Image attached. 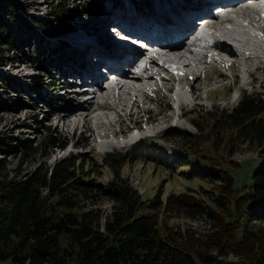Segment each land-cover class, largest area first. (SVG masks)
Instances as JSON below:
<instances>
[{
    "label": "rangeland",
    "instance_id": "374dc122",
    "mask_svg": "<svg viewBox=\"0 0 264 264\" xmlns=\"http://www.w3.org/2000/svg\"><path fill=\"white\" fill-rule=\"evenodd\" d=\"M66 1L72 9L69 21L75 26V29L84 25L88 28L87 31L92 33L91 30L97 27L104 29V23L100 26L102 19L105 16L109 17L112 13L115 17L116 12L123 4L136 6L138 3L146 7L148 4L152 5L154 0H120L122 5L118 0H100L98 6L85 2L79 8L75 5L72 7L73 0H63L62 4H65ZM17 2L26 9L21 12L28 24L31 21V15L44 20L51 16L50 10L54 9L52 0H16ZM113 2L116 4L111 7ZM107 6L110 7L108 11ZM172 6L178 10L183 7V5L170 3V7ZM238 8L239 5L234 10L237 11ZM131 10L135 11V8ZM244 10L246 14H250L247 12L248 10ZM242 17L245 19L244 15ZM245 20L248 23L249 19ZM26 22L23 25L8 23L7 28L14 33L15 38L11 49L4 53V65H0V142L5 141L9 145L8 151L0 149V158L2 157L6 163L5 168L0 170L2 174L8 173L9 176L17 172L23 174L39 163L51 165L57 159L71 154L79 156L80 160L83 159V170L91 173L90 175L96 177L97 181L102 184L111 181L113 173L109 167L102 166L104 156L109 160L122 161L124 165L114 173L119 172L121 177L128 179L146 203L157 195L160 196L163 203L169 195H188L195 198L196 201L212 205L211 199L218 194L223 183L222 178H217V175L221 177L223 174H232L235 178V186L239 188L235 193L243 192L244 184L250 185L252 172L258 166L260 147L240 137L237 133L238 127L232 123H225L222 119L226 111L232 109L244 93L257 94L264 100V71L262 68L264 62L256 71H253L250 62L253 60L257 62V60L249 58L246 61V66L241 63L240 67L233 63V65L229 64L231 73L221 66V68L208 71L205 78L198 76L195 81L197 75H194V79L187 83L195 85V92L199 96L193 100V105L185 106V118L176 119L173 117L175 110L171 104V94L161 89L160 93L157 92L154 96L151 94L149 97L151 99L143 100V103L138 101L139 93L135 92L134 95L128 96V101L131 102L134 100L133 98H136V103L134 102V105L133 103L127 104L119 112L116 110V112H112L108 108L102 109L99 106L98 111L92 114L85 126L82 127L81 121L77 120L78 127L73 129L65 120L59 118V114L61 113L60 109L70 105L71 98H76L74 101L77 104L83 101L78 98L79 93L77 92V90H81L82 81L79 77L64 80L68 87L64 92L62 89L58 90L59 81L54 82V79L57 80L63 74V69L69 71L72 68L67 64L65 68L60 69V74L59 60H64L66 63L69 61L79 63V60L75 59H84L81 57V52L78 51L80 47L73 46L72 42H66V39L59 41L55 37L50 38L51 36L44 34L35 22L25 25ZM78 29L74 30L73 36L77 34ZM104 35L105 33L101 39L109 41ZM73 36H69L68 40H71ZM91 36L95 37L94 34ZM250 36L258 38L260 44L264 46V34H262L261 40L256 34H250ZM64 42L68 44L69 48L62 44ZM124 49L118 50V52ZM72 50L75 52L73 53ZM251 50L254 51V48L251 47ZM210 52L213 53L211 50ZM97 55L100 56V54L92 52V55L88 56V61L89 59L93 61ZM201 57L202 53L199 58ZM86 58L87 54H85ZM216 58L218 60V56ZM239 59L235 58V61ZM113 60L109 59V61ZM193 61L192 72L197 66L195 58ZM45 62L53 72L52 76L45 75L38 69ZM251 71H253L252 74H250ZM35 75H38L44 83H33L32 76ZM223 75L226 76L220 77ZM62 80L60 79V81ZM141 82L140 87L143 88V84L146 82ZM64 85L65 83L62 86L64 87ZM238 89L241 90V93ZM182 93L187 95V97L184 95L186 98H191L188 95V87H185ZM92 100L95 101V99ZM123 101L125 102V100ZM124 102L120 105L123 106ZM93 105L98 107L95 103ZM144 109H148V113H142ZM146 117L154 120L152 128L144 127ZM192 122L194 124L197 122L200 129L197 130L193 127ZM210 122H214V125ZM135 123L140 128L137 132L131 130V126H135ZM117 124L120 125L119 130ZM43 125H49L51 129L66 137L68 147L65 149L50 147L29 158L20 157L18 140L23 138L39 142L43 137L42 133H44ZM217 125L220 126L219 131L215 130ZM117 130L128 135H118ZM112 133H115L116 136H113ZM183 133L186 134L183 135ZM188 135L189 138L184 137H188ZM128 136V139L124 138ZM131 136H140V138L135 140ZM97 138L101 139L99 145ZM195 149L196 151H194ZM86 206L98 207L105 215L111 211L112 201L101 196L95 198L92 204L88 202ZM139 213L152 214L160 226L164 223L172 231L182 233L190 231L195 236L205 233L210 228V222L203 216L188 217L165 210L163 207L154 209L142 207ZM226 259L236 260V257L230 254ZM0 264L11 263L7 259L0 260Z\"/></svg>",
    "mask_w": 264,
    "mask_h": 264
},
{
    "label": "trees",
    "instance_id": "16d2710c",
    "mask_svg": "<svg viewBox=\"0 0 264 264\" xmlns=\"http://www.w3.org/2000/svg\"><path fill=\"white\" fill-rule=\"evenodd\" d=\"M52 1L51 16L41 20L31 15L28 24L22 4L0 0V65H4V53L15 38L8 23L35 22L50 36L72 28L69 3ZM73 2L72 7L78 8L85 2L100 5V0ZM49 68L47 62L38 67L52 76ZM32 82L44 83L38 75L32 76ZM222 120L238 127V135L257 144L260 154L252 181L243 185L241 193H235L239 188L232 174L217 175L223 183L211 199L212 205L188 195H169L164 203L157 195L146 203L128 179L114 173L124 163L106 156L102 166L113 172L106 184L84 171L83 159L71 154L51 165L39 163L23 174L9 176L0 171V260L9 259L11 264H264V100L257 94L244 93ZM219 128L217 125L215 130ZM43 132L39 142L18 140L20 157L66 146L67 138L49 125H43ZM0 149L8 151L9 145L1 141ZM5 164L1 157L0 170ZM101 196L112 201L111 211L105 215L98 207L86 206ZM142 207L203 216L210 228L196 236L190 231H172L164 223L160 226L152 214L139 213ZM230 254L236 260H227Z\"/></svg>",
    "mask_w": 264,
    "mask_h": 264
},
{
    "label": "bare ground",
    "instance_id": "6f19581e",
    "mask_svg": "<svg viewBox=\"0 0 264 264\" xmlns=\"http://www.w3.org/2000/svg\"><path fill=\"white\" fill-rule=\"evenodd\" d=\"M175 1L177 0H154L152 2V5L148 4V6L143 7V5L141 6L138 3L136 4V6L134 5L126 6V4H123L120 0H118V2L121 5L122 4L123 5L120 7V10L116 12L115 17L114 14L112 13L109 17L105 16L108 19L105 17L104 19H102L103 21L101 22L100 26H102V23H104L103 24L104 29H99L97 27L91 30L92 33H90V31H87L88 28L82 25L80 27L78 26V28L80 29L76 28L78 29V31H76L77 34H74L73 36L74 30L76 29L75 26H72V28H70L68 31L50 37V38L55 37V39H58L59 41H65L62 39H66V42L71 41L73 46L80 47L78 48V51L81 52V57H83L84 59L79 58L75 60H79V63L81 64L75 63L74 61H69L68 63H66L64 60L58 61L59 71L60 69L65 68L66 67L65 65L67 64H68L67 66L72 67L70 68L69 71L63 69L64 70L63 74H61L60 71L61 77L63 78H66V76L68 75L76 76V74L77 77L81 75L86 77V74L91 75V77H88L90 79H86V81H90V83L84 82L83 83L84 85L81 86V88L86 89V91H84L83 89H81L83 90L81 92L77 90V92L79 93L78 98L82 100L81 96H84L85 94L88 93L87 88H89L91 85L97 86V91L96 90L91 91L90 98L83 99V101H81L78 104L75 103L76 101H74V99L76 98L73 99L71 98L70 105L60 109L61 111V113L59 114L60 119L65 120V122L70 124L69 126H72L73 129H76L78 127L77 120L81 121L82 127L85 126V124L91 118L92 114L98 111L100 107L102 109L108 108L112 112H116V111L119 112L120 109L121 110L124 109V106H127V104L129 103H133L134 105V102L136 103L137 99L140 103H143V100L141 101L140 97L142 96L147 97L148 89L151 88L153 85H155V89L157 92L160 93L161 91V88L156 85L157 82L155 83V80L157 81L156 75L161 79L163 86L169 90L174 89L175 83L177 81L181 88H184L185 85H188L190 87L189 95L191 98L188 99L184 96V94H181L179 99L180 107L183 109V112L186 113L185 106L193 105V100L195 98H198L199 96L198 93L195 92L196 91L194 88L195 85L193 86L192 84L187 83L194 79V75H197L195 76V81L198 79V76L205 78V76L208 75L207 74L208 71H211L212 69H216V68H221V66L223 67L226 62L228 63L229 68H231L229 64L231 65L234 64L235 66L240 67L241 66L240 63H241V64H245L246 66V61L249 58H255L257 60V62L255 60L250 62L251 63L250 65L253 66V71H256L258 68H260L261 64L264 62V46L260 44L258 38H254V37L252 38L250 36V34H253V32L246 29L243 24H240L238 22V18H243L242 16L244 15L245 19L247 20L249 19L248 23L250 24V26L260 29L263 32L262 34H264V0H239L236 1V3H233L232 5L222 9L220 15L208 16L207 20L205 21L211 22L210 25L211 32L209 31L206 32V36H208L206 39L207 42L201 45L200 52H196L193 49H190L185 42L187 39L184 40L183 37H180L178 40H174L172 44H170L169 46L167 45L161 47L162 51L160 55L162 56H157V59L153 58V59H148L145 62H140L141 60L144 59V57L146 59L149 57L143 55L145 53L143 47L140 48L138 47V49L125 48L124 50L118 52V50L123 49V47H116L112 45L113 42L110 40L111 39L110 29L114 24V22L117 21V16H119V14L125 15L135 20L149 19L151 21H154L155 19L156 22H161L163 19L161 24L163 25L165 30L171 27L170 24H173L175 26L174 27L175 30L183 31L185 29L184 20L182 17L183 13H185L188 17H190L191 19L190 26L193 28L194 26H196V20H198L197 19L198 12L202 9L208 10L211 7L212 3L214 2L212 0H178L177 2ZM170 3L183 5V7L180 10H178L174 6L170 7ZM115 4L116 3L113 2L111 7H113V5ZM238 5L239 8L237 11H235L234 9H237ZM154 7L159 10L156 11L157 16L155 17L153 11ZM109 8L110 7L108 6L106 7L107 11L109 10ZM133 8H135V11L131 10ZM244 9L248 10L247 12H250V14L249 15L246 14L244 12L245 11ZM164 14L167 17H165ZM118 22L119 24L123 23L120 21ZM224 22L235 25L236 28L225 27L223 24ZM191 27H189L190 30ZM197 28L198 27H196L195 30ZM193 32L195 31H192L190 35L193 34ZM104 33H105L104 37L107 38L109 41H104L101 39V36ZM91 34H94L95 37L91 36ZM69 36H73L74 38L71 37L72 39L68 40ZM242 36L249 42V44ZM66 42L62 44H64L66 48H69ZM251 47L254 48V51L260 54L252 51ZM210 50L213 53H211ZM72 52L74 53L75 51L72 50ZM92 52L100 54V56L97 55V57L93 61L90 59L88 61V56L92 55ZM201 53H202V57L199 58ZM85 54H87L86 59H85ZM217 56L219 61L216 60ZM194 58L195 61L197 62V66L194 69V72H192L194 67V61H193ZM235 58L238 59L240 58V59L238 61H235ZM109 59H114V60L109 61ZM180 60H183L185 62H182ZM199 60H201V62H199ZM101 61L109 62L112 66V70H114L115 72H119L121 74L120 75L121 84L125 85V87L121 88L120 90L108 91V89L105 86L100 85L102 83L101 82L102 79L104 78L100 74V72H102V70H100ZM260 61L261 63H259ZM77 65L89 66L90 72L84 70V71H79L78 73V71L75 70V67ZM128 65H129V70L124 72L123 67ZM182 65L183 67H181ZM171 67L181 68L183 70V76L180 77L178 73L172 71ZM262 68L264 71V66ZM131 71H135V72L137 71L139 74H135V75L130 74ZM190 71L192 73H189ZM253 71H251L250 74H252ZM225 76L226 75L220 77H225ZM141 81L146 82L145 84H143L144 86L143 88L140 87L142 83ZM64 87H66V83ZM84 92L85 94H83ZM135 92L139 93L140 96L138 94L137 99L133 98L134 100L129 102L128 96L134 95ZM92 99H95V101ZM147 99L149 100L151 98H149L148 96ZM123 100H125V102ZM122 102H124L123 106L120 105V103ZM94 103L97 104L98 107L93 105ZM148 111H149L148 109H144L142 113H148ZM147 119L151 120L150 117H147ZM133 129L134 126H131V130ZM182 130L186 132V130L184 129ZM119 132L122 131H118L117 132L118 135ZM112 135L114 136L115 133H112Z\"/></svg>",
    "mask_w": 264,
    "mask_h": 264
}]
</instances>
